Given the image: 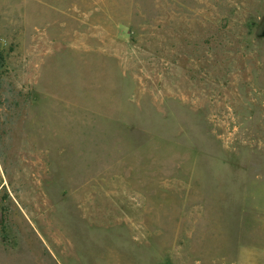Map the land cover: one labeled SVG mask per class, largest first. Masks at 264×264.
Masks as SVG:
<instances>
[{"label":"rangeland","instance_id":"rangeland-1","mask_svg":"<svg viewBox=\"0 0 264 264\" xmlns=\"http://www.w3.org/2000/svg\"><path fill=\"white\" fill-rule=\"evenodd\" d=\"M30 228L264 264V0H0V244Z\"/></svg>","mask_w":264,"mask_h":264},{"label":"crops","instance_id":"crops-1","mask_svg":"<svg viewBox=\"0 0 264 264\" xmlns=\"http://www.w3.org/2000/svg\"><path fill=\"white\" fill-rule=\"evenodd\" d=\"M18 24L23 23L18 20ZM9 237L10 242L1 240L0 264H64L63 241L56 233L30 228L14 231Z\"/></svg>","mask_w":264,"mask_h":264}]
</instances>
